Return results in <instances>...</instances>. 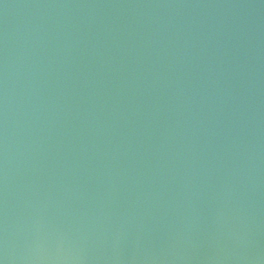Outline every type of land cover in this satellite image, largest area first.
I'll return each instance as SVG.
<instances>
[{"label": "water", "instance_id": "water-1", "mask_svg": "<svg viewBox=\"0 0 264 264\" xmlns=\"http://www.w3.org/2000/svg\"><path fill=\"white\" fill-rule=\"evenodd\" d=\"M0 264H264V0H0Z\"/></svg>", "mask_w": 264, "mask_h": 264}]
</instances>
